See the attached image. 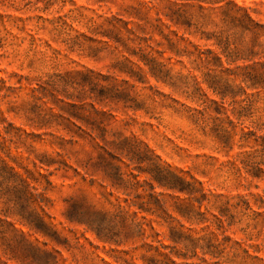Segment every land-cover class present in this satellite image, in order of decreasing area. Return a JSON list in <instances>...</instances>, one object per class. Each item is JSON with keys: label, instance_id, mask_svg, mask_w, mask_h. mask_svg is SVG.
I'll return each mask as SVG.
<instances>
[{"label": "rangeland", "instance_id": "1", "mask_svg": "<svg viewBox=\"0 0 264 264\" xmlns=\"http://www.w3.org/2000/svg\"><path fill=\"white\" fill-rule=\"evenodd\" d=\"M0 264H264V0H0Z\"/></svg>", "mask_w": 264, "mask_h": 264}, {"label": "trees", "instance_id": "2", "mask_svg": "<svg viewBox=\"0 0 264 264\" xmlns=\"http://www.w3.org/2000/svg\"><path fill=\"white\" fill-rule=\"evenodd\" d=\"M171 186H172L171 188H173V189L176 188L175 185H171Z\"/></svg>", "mask_w": 264, "mask_h": 264}]
</instances>
